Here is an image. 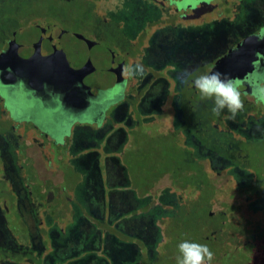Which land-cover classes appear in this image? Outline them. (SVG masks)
<instances>
[{
    "label": "flooded vegetation",
    "instance_id": "af4514ba",
    "mask_svg": "<svg viewBox=\"0 0 264 264\" xmlns=\"http://www.w3.org/2000/svg\"><path fill=\"white\" fill-rule=\"evenodd\" d=\"M131 3L143 15L138 31L126 32L111 17ZM4 34L10 37L0 39V264H160L157 250L130 257L132 246L118 240L132 237L124 222L112 231L105 258L108 243L95 228L102 213L93 218L85 207L87 196L104 197L112 184L111 198L118 194L119 208L128 210L123 217L131 216L124 196L133 194L132 181L120 174L121 159L108 145L118 134L127 143L140 125L154 126L161 139L177 138L191 167L185 173L200 170L211 198L222 200L209 213L216 218L206 236L211 264H264L257 254L264 230L231 221L244 205L258 210L251 203L264 198V100L255 94L264 88V0H0ZM178 35H190L194 48L171 50ZM58 61L60 71L76 73L74 83L37 73L39 64ZM135 63L145 75L129 78L121 97L124 67ZM205 72L239 82L244 108L234 119L226 110L214 115L213 102L191 86ZM181 177L166 171L153 183L178 184ZM146 191L138 198L151 185ZM176 257L163 263L176 264Z\"/></svg>",
    "mask_w": 264,
    "mask_h": 264
},
{
    "label": "rangeland",
    "instance_id": "374dc122",
    "mask_svg": "<svg viewBox=\"0 0 264 264\" xmlns=\"http://www.w3.org/2000/svg\"><path fill=\"white\" fill-rule=\"evenodd\" d=\"M141 15H143V13L139 14L138 5L136 3H131L129 8L125 7L120 13L116 11L111 18L119 23H124V31L134 32L139 29ZM6 32L7 29L4 30V33ZM178 36L180 38L178 40L179 43L178 45L175 43L170 44L169 48L171 50L181 49V51H183L184 48H188L187 51H190L192 47L194 48V42L192 43L190 35ZM8 37H10L8 34L0 35L2 41H5ZM19 37H21V35ZM24 38L25 36L23 35L21 41H25ZM186 39L189 41L186 42ZM75 75H73V79ZM27 103L32 107L35 106L32 101ZM120 124L126 123L120 122ZM132 131L134 132H132V135L129 137L131 139L128 140L127 143L124 142L121 144L120 135L118 134L119 136H115V138L112 139L113 142L108 145V149L111 151L110 153L121 159L120 167L122 168L119 167L120 174L128 177V181L129 179L132 181L131 186L132 189H134L133 194L124 196V198L131 202V216L129 218L123 217L127 215L128 210H121L119 208L120 206L117 203V199L120 197L118 194H116V197L111 198L110 193H113V187L114 189L117 188L111 183L109 187L104 186V197H100L101 194L98 196L93 195V200H89V196H87L85 207L88 209L89 214L90 212L92 213L93 218L96 214L99 215L98 213H102L101 217L103 222L101 221L100 225L98 227L95 226V228L99 229L100 232L103 231L104 236H102V239L103 241L106 240L108 243L106 250L102 252L105 258L106 255L110 256L109 245L113 244V238H116L114 237L115 235H112V231L116 229L115 226L118 222L119 224L124 222V226L131 231L132 237L128 240H125L123 237H118V240L121 241L120 243L123 244V246H132L129 250L131 258H139L145 250V254L150 250L152 252H156L157 250L155 255L157 256L159 252L161 253V263H170L169 261H171L170 258L172 256L179 255V243L187 240L185 236L179 238L182 225H185L186 229H188L187 236H190L188 238L192 239L193 242L207 245L206 236L208 235L210 227L214 224L213 222L216 220V218H211L209 216V213L213 211L212 202L217 201L221 203L222 200L214 197L213 200L211 198L209 195V186L206 187L203 185L207 183V178L200 170L199 173H193L194 175L185 173L186 171L188 172L191 167L188 166L189 162L183 163V160L186 158L188 159V156L179 149L177 138L165 137L161 139L155 127H150V125L148 127L140 125L137 129H132ZM108 133H111V131ZM106 136L109 137L108 135ZM96 142H94V145L98 148ZM125 143L126 146L124 150L126 152L122 153V145ZM95 155L96 153H93L94 158ZM123 159L125 163H122ZM92 169L94 175L95 173L98 174L95 172L96 168ZM166 171L181 175V182L172 184L169 181L170 179L167 178L162 183L154 184L153 180ZM60 175L59 173V178H61ZM89 180L90 178L88 181ZM94 185L95 184H93V186ZM150 185V194L146 195L143 199L138 198L150 187ZM201 186V189H204L205 193L197 192L198 189L200 190L199 187ZM87 188L90 189V185ZM83 196L85 197V193ZM72 198L74 200L73 195ZM84 201L86 202V199ZM257 205L259 209L256 211H250L248 206L244 205L242 214H233L231 221L235 224L248 225L249 231L256 229L257 226L259 229L264 230V198L263 200H257L251 203V207ZM121 211L125 213L121 214ZM194 213L197 214V217H200L199 220L194 216ZM192 216H194L195 221L191 219ZM123 219L125 220L123 221ZM198 223L203 224L197 225ZM200 233L202 237L199 235ZM229 235V231L223 233V237ZM89 240L94 239L89 237ZM242 241L244 242V240ZM257 254L264 256V249L260 250V253ZM147 255L140 257L139 261L142 259L146 260Z\"/></svg>",
    "mask_w": 264,
    "mask_h": 264
},
{
    "label": "clouds",
    "instance_id": "9594fccd",
    "mask_svg": "<svg viewBox=\"0 0 264 264\" xmlns=\"http://www.w3.org/2000/svg\"><path fill=\"white\" fill-rule=\"evenodd\" d=\"M123 75L125 79L119 85L122 90L121 97L128 86L129 78H142L145 75L144 66L140 63L125 65ZM191 86L195 88L201 99L213 102L211 111L216 116L226 110L230 114L228 118L234 119L244 108L239 82L232 78H225L221 73L205 72L191 80ZM255 94L264 100V88L259 89ZM178 252L176 264H211L214 259L213 252L206 244L188 240L179 243Z\"/></svg>",
    "mask_w": 264,
    "mask_h": 264
},
{
    "label": "water",
    "instance_id": "95a60500",
    "mask_svg": "<svg viewBox=\"0 0 264 264\" xmlns=\"http://www.w3.org/2000/svg\"><path fill=\"white\" fill-rule=\"evenodd\" d=\"M61 70V66L59 64V61L58 62H55V64L53 65H42V64H39V68H38V71L37 73H40L41 75H43L44 77L50 79V80H53V81H57L56 83L57 84H60L58 83V81H61V78H65V77H62V75H67V79L71 80L72 83H74V79H73V75H75V72H70L69 71H65V70ZM70 75V76H69Z\"/></svg>",
    "mask_w": 264,
    "mask_h": 264
},
{
    "label": "trees",
    "instance_id": "16d2710c",
    "mask_svg": "<svg viewBox=\"0 0 264 264\" xmlns=\"http://www.w3.org/2000/svg\"><path fill=\"white\" fill-rule=\"evenodd\" d=\"M203 185L207 187V186H208V183L203 184ZM203 185H202V186H203ZM202 186L199 187V188H200V191L203 192V193H205V192H204V189H201ZM204 186H203V187H204ZM203 199H205V198H203ZM194 216L197 217V214L194 213ZM194 216H192V218H191V219H193V221H195ZM197 218H198V220H199L200 217H197ZM203 219H204V218H203ZM195 224H196V223H195ZM202 224H203V223H198L197 225H202ZM195 230H196V229H195ZM181 231H183V234H184L185 236L188 235V229H186L185 225H182ZM180 233H181V232H180ZM184 235H183V236H184ZM199 235L201 236V233H200ZM188 237H190V236H187V240L190 239V238H188ZM195 237H197V236H195ZM200 238H201V237H200ZM191 241H192V240H191Z\"/></svg>",
    "mask_w": 264,
    "mask_h": 264
}]
</instances>
